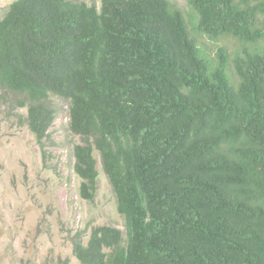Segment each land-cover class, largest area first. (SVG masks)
<instances>
[{
	"label": "trees",
	"instance_id": "trees-1",
	"mask_svg": "<svg viewBox=\"0 0 264 264\" xmlns=\"http://www.w3.org/2000/svg\"><path fill=\"white\" fill-rule=\"evenodd\" d=\"M186 3L14 0L0 18L8 115L45 150L68 100L80 195L99 157L124 218L76 232L82 264H264V0Z\"/></svg>",
	"mask_w": 264,
	"mask_h": 264
},
{
	"label": "rangeland",
	"instance_id": "rangeland-1",
	"mask_svg": "<svg viewBox=\"0 0 264 264\" xmlns=\"http://www.w3.org/2000/svg\"><path fill=\"white\" fill-rule=\"evenodd\" d=\"M14 0H0V18ZM95 4L101 0H74ZM187 8L186 0H173ZM223 41L202 43L214 53ZM230 49L232 41H225ZM57 117L41 148L18 116L0 102V264H82L73 236L92 227L125 229L112 185L100 158L99 188L93 201L80 195L81 178L74 170V145L81 138L69 129V101L53 98ZM25 113L26 110H22Z\"/></svg>",
	"mask_w": 264,
	"mask_h": 264
}]
</instances>
